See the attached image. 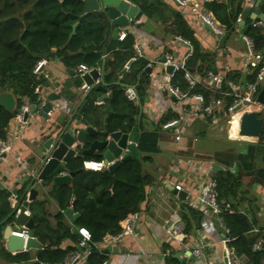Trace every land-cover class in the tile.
Listing matches in <instances>:
<instances>
[{
  "label": "trees",
  "instance_id": "1",
  "mask_svg": "<svg viewBox=\"0 0 264 264\" xmlns=\"http://www.w3.org/2000/svg\"><path fill=\"white\" fill-rule=\"evenodd\" d=\"M83 1L0 0V92H8L20 98L11 113L0 107V139H4L5 127L14 117L23 100L28 99L31 103L36 100L34 89L43 81L33 73L35 66L39 61L53 58L58 59L66 69L74 72H77L80 66L89 70L102 68L103 82L111 91L105 102L107 113L103 120V131L107 134L113 132L128 134L135 126H139L142 130L139 107L128 102L124 97V90L112 83L116 79L115 73L135 57L134 38L126 35L118 49L113 52L112 60L104 61L102 57L112 33L109 21L102 12L86 13ZM132 3L138 7L146 22L158 25L166 37L173 39L180 37L190 43L192 54L186 61V69L190 73L202 79L208 73L214 74L213 57L202 50L193 30L183 19L180 11L168 6L163 0H132ZM241 4L242 0H239L228 11L224 3L213 0L204 3L203 7L210 11L214 19L229 33L233 25H238L237 19L242 12ZM74 25H76L75 34L68 41ZM247 37L252 39L255 51H264V33L261 29L250 28ZM147 64L144 59L136 58L128 75L131 80L140 79V85L136 87L140 100L141 88L148 83ZM255 75L256 71H253L247 82H253ZM239 80V74H227L220 86L216 87V93L199 85L190 93L201 94L207 106L211 101L221 99L222 93L229 91L228 82L239 84ZM123 83L130 82L124 80ZM171 85L183 92L187 91L183 71L172 74ZM225 98V109H227L233 103V98ZM85 102L88 107L84 110L82 118L89 126V121L98 107L90 97L86 96ZM167 120L165 118L162 122ZM94 126L96 127L97 124ZM158 136L155 131H142L139 137L138 156L122 163L112 173L82 169L84 160L100 161L99 158L77 157L69 163V172L74 173L71 184L65 187L52 186L50 192V196L55 199L60 209L55 228H51L47 219L38 215L35 207L39 203L32 202L29 209L34 223L33 237L41 245V249L37 251L36 264H64L71 253L80 250L74 247L60 248L65 240L77 242V237L62 223L63 211L69 209L70 204L71 210L78 216L74 221V227L87 230L94 246L121 231L124 220L133 213L139 212L140 205L145 199V187L151 182L152 177L143 171L144 167L154 163L153 157L158 154ZM237 147L241 149L236 158L228 156L227 161L222 163L225 169L214 173L213 178L217 184L218 201L229 205V210L222 205V217L229 236L233 239L230 246L237 256L246 258V264H261L264 260V250L255 253L252 252V246L264 237V226L254 232L253 227L256 225L254 211L248 207H239L240 199L244 195L239 192L243 185L240 178L252 171L258 174L264 173V170L257 171L254 165L260 142L255 144L241 142ZM232 161L237 164L238 171L235 173L228 170ZM28 181L25 189L30 187L31 182ZM258 181L262 183L261 179ZM7 198L8 194L0 190V263L1 261L6 264L26 263L30 260L28 252L12 255L4 248L3 230L15 216V207L11 208ZM247 200L252 209L253 201ZM20 201L22 202L19 198L18 202ZM180 215L184 224V240L199 229L201 214L187 205H182ZM87 250L89 254L82 264L107 262L108 257L103 251L100 252L96 247ZM173 254L174 251L171 250L165 259V264H179L172 258Z\"/></svg>",
  "mask_w": 264,
  "mask_h": 264
},
{
  "label": "crops",
  "instance_id": "2",
  "mask_svg": "<svg viewBox=\"0 0 264 264\" xmlns=\"http://www.w3.org/2000/svg\"><path fill=\"white\" fill-rule=\"evenodd\" d=\"M124 1L135 6L132 0ZM163 1L168 6L180 11L183 19L193 30L195 38L202 50L213 57L214 74L218 75L222 81L227 74H239V82L242 76L246 75L245 82L246 84L248 83L247 79L251 76L252 72L246 65V47L243 39L245 36L244 30L247 25L251 27L252 23L258 21V16L260 19H264L263 0H242V12L244 8H248L244 13V27L239 26L237 22L238 25H233L231 31L229 33L226 31L225 35L219 40H215L209 28L203 25L187 9L175 7L170 0ZM218 1L219 3H224L228 7V11H230L239 0ZM136 8L138 9V7ZM242 12L239 18L242 17ZM255 16L256 19L253 20ZM109 24L112 32L114 27L110 21ZM261 30L264 31V22ZM121 32H124L123 29H120L118 34ZM126 34L133 36V46L137 45L139 47L141 57L137 56L133 50L135 57L127 61L122 68L115 73L116 79L112 83L116 86H120L123 90L127 87H133L135 91H137L136 87L140 85V79L131 80L128 77L130 74V67L136 58L147 61L148 64L146 69L150 68V75L147 74L148 83L145 87L141 88V100L138 96V91L136 92L138 101L134 104L139 107L142 130H140L139 126L135 127L138 128L139 134H141L142 131H155L159 134L158 154L153 157V164L144 167L143 173H148L152 177V180L145 187V199L140 205V210L138 212L139 221L133 235L125 236L118 243H109L106 245L100 243L95 246L93 245V247H104L102 251L108 257L106 264H160L161 254L165 252L170 253L171 250H173L174 253L185 251L187 246H194L199 238V234H202L204 236L203 241L207 243L208 247L203 257L199 259L191 258L188 260L187 264H225L224 250L222 244H220V240L224 237V233L215 225V219L213 217L203 216L200 213L199 229H197L194 234L187 236L184 240L182 236V243L171 242L164 233V227L170 223H178L184 228L180 215L182 205H187L192 210H196L192 206L196 198L201 195L202 190L200 187H202L206 180L214 179L213 174L216 172L212 170L209 171L212 163H216L221 168V171L225 169V166L222 164L223 161L217 159L218 154H215V151L207 153L203 147L197 148L201 140L206 139L210 141L217 139V141L222 140L224 143L236 147L241 142L253 144L260 142V147H262V140L261 138L256 140V138H245L238 135L240 113L237 112H235L230 119L227 135L228 141L225 140L221 135L222 126L225 125V97L211 101V115H203V117H186L180 103L167 96L164 86L171 84L172 74L168 75L165 72V67L163 64L159 63V60L162 56H174L177 59H181L187 54L188 48L178 41H175V39L166 37L158 25L146 22L144 16H141L138 22L131 23ZM116 50L109 53L105 51L102 57L103 60L111 61L112 54ZM42 61L45 63L40 67L37 76L42 78L43 83L38 84L33 93L36 99L41 98L42 102H50L54 105L56 116L52 117L49 123L56 125V119L64 112L69 104L77 105V103L81 102L82 98H86L87 96L93 99L95 105L98 107L96 113L93 114L89 121V126L96 132H102L104 130L103 120L107 113L105 102L111 94L109 88L107 89L106 87V97L104 98L101 92H96L92 88L86 95H83L82 87L84 85L77 73L66 69L58 59L53 58L48 61ZM101 69L102 68H97L98 71ZM33 73L35 72L33 71ZM124 80H129L130 83L125 84L123 83ZM218 86L220 85H217V87ZM25 100L28 99H24L22 104H26ZM192 104L193 102L191 100L188 101L185 108L189 110ZM87 107L88 104L85 109ZM263 115L264 114H262V119H264ZM165 118L168 120L162 122ZM171 120L178 121L176 127L168 131H163L161 126ZM94 124H97V126L95 127ZM45 125L46 123L38 116L32 113L29 114L28 124L25 126V130L22 132L21 137L14 141L11 151L0 160V190L8 194L7 201L10 203L11 208L15 207L14 210H18L22 203L28 202L30 190H36L37 195L31 202H28L27 211H29L32 202L39 203L38 206L35 207V210L38 212L39 216H43L47 219L50 227L54 229L57 222L56 217L60 209L55 199L50 196L52 185L43 186L33 178L45 159L46 151L43 148V144L47 139V133L44 128ZM13 128L14 123L12 118L5 127L4 139L8 137L9 132H12ZM175 131L180 132L179 141L175 140ZM260 147L257 154H255L256 159L254 161L257 171L264 170V150L260 149ZM221 152L222 151L219 153ZM239 152L240 150L238 149L231 150L226 152V157L231 155V157L235 159V156ZM85 157H92L90 159L97 158L94 156ZM228 167V170L233 173L238 171L235 161H232ZM28 180H30L31 184L30 187L25 189L24 187L26 183L29 182ZM165 181L166 184H163L162 182L165 183ZM174 184L181 185V192L186 193L185 201L182 202L177 195H175V193L181 192L174 191ZM255 195L256 200L253 202L252 209L249 200H247V195L241 197L239 207H248V209L254 211L256 225L253 227V230L257 232L259 227L264 226V185H262V183L260 186H257ZM19 198L22 200L20 203L18 202ZM257 206H259V208ZM248 218L251 221L250 215ZM13 221L6 224L5 228L13 223ZM62 223L66 228L70 229L71 232L73 228L76 229L74 223H71L65 216L63 217ZM16 230L20 231V229ZM34 240L38 242L35 238ZM3 244L5 250L8 252L4 241ZM76 244L77 242L74 243L72 240H65L61 243L60 248L65 249L74 247L80 249ZM37 251L38 249L27 251L23 249L20 252L8 253L14 255L28 252L30 260L26 263L19 264H36ZM84 251V249H80L78 252L83 254ZM0 264L6 263L1 261Z\"/></svg>",
  "mask_w": 264,
  "mask_h": 264
},
{
  "label": "water",
  "instance_id": "3",
  "mask_svg": "<svg viewBox=\"0 0 264 264\" xmlns=\"http://www.w3.org/2000/svg\"><path fill=\"white\" fill-rule=\"evenodd\" d=\"M83 3L86 13L102 12L114 27L111 38L105 48V51L108 53L116 50L119 44L117 39L118 31L123 29L124 32H127L130 24L138 22L142 16L141 12L135 6L124 0H84ZM247 9L244 8L241 20L238 22L241 27H244V13ZM255 19L256 16L253 20ZM258 19L264 22V19H260L259 16ZM75 28L76 25L73 26V31L69 35L68 41L73 37ZM249 30L250 26L247 25L244 30V35H247ZM164 62L165 56H162L159 63L163 64ZM146 72L150 75V68H147ZM165 72L171 75L173 68L166 66ZM102 76V69L99 71L93 69L84 74L81 80L84 86L90 89L92 88L96 92H101L104 98L106 97L107 90ZM245 79L246 75H243L240 81L241 85L246 83ZM220 82L221 80L217 85H220ZM19 99L18 96L14 97L11 93H0V107L6 112L11 113L15 108L16 101ZM256 102L264 106V86L259 90L256 96ZM25 103L28 105L30 113L35 114L46 123L44 128L47 133V139L43 144V148L46 152L49 151L50 159L40 165L36 174V180L43 186H69L74 177V173L69 172L68 165L77 157H97L107 166L104 171L112 173L122 163L136 158L139 154L138 144L140 134L138 128L133 127L128 134L121 132H113L110 134H107L105 131L96 132L82 118L83 110L87 105L85 98H82L81 102H79L80 104L66 105L67 107L65 106L64 112L56 119V125L49 123L50 119L56 116V109L53 104L50 102H42L41 98H37L33 103L25 100ZM239 110L240 108L237 107L233 112L235 113ZM26 118H28V114L25 115ZM262 131L263 119L261 112L250 111L242 114L238 131L240 136L254 137L257 140ZM211 170L217 173L221 171V168L216 163H212ZM48 179L49 181H47ZM36 195V190H30L28 202H31ZM175 195L182 202L185 201V192L175 193ZM28 202L22 203L18 208V213L14 216L13 223L6 227L3 232V241L6 243V248L10 253L20 252L23 249L26 251L41 249V245L33 237V220L29 215L25 214L28 208ZM63 214L71 223H74L78 217L71 209H66L63 211ZM215 225L217 224L215 223ZM21 228L28 231L26 240L22 239L19 236V230H16ZM72 232L79 239L77 229L73 228ZM221 232L223 233L222 230ZM87 247L92 248L93 244L88 242ZM189 257V251H179L172 255V258L177 260L179 264H187Z\"/></svg>",
  "mask_w": 264,
  "mask_h": 264
},
{
  "label": "built area",
  "instance_id": "4",
  "mask_svg": "<svg viewBox=\"0 0 264 264\" xmlns=\"http://www.w3.org/2000/svg\"><path fill=\"white\" fill-rule=\"evenodd\" d=\"M213 0H170V2L177 8L180 9H187L192 15H194L203 25L207 26L213 35L215 40H219L222 38L226 30L223 26H221L212 16L210 11H207L204 9L203 4L206 2H212ZM241 18L238 17L237 22H239ZM263 26V22L258 20L254 23H252L250 28L253 29H261ZM263 31V30H262ZM264 33V31H263ZM126 32H121L118 34V42H122L125 39ZM244 44L246 47V65L250 69L251 72L256 71L255 79L253 82L245 83L244 85L236 84L233 82H228V92L222 93V97H231L233 98V103L225 110L224 117H225V123L229 125L230 119L232 115L234 114L233 110L237 107L240 109L244 107H251L253 108L251 111H259L262 114H264V106L259 105L256 102V96L259 92V90L263 87L264 83V52H259L254 50V44L251 38L247 37V35L244 36ZM175 41H178L179 43L183 44L188 48L187 54L181 58L177 59L174 56H165V62L163 63V66H171L173 68V72L177 71H183L184 72V80L187 84V91L183 92L179 90L177 87L172 86L171 84H167L164 86V89L166 90L167 96L170 99H174L176 102H179L182 106V110L186 117H203V115H211V108L210 104L205 106L204 104V98L201 94H191L190 92L197 86H201L202 88L212 92L216 93V87L218 82L221 80L218 75L208 73L205 78H199L198 75L190 73L186 69V61L192 54V47L188 41H185L181 39L180 37H176ZM134 52L137 54V56L141 57L139 47L137 45L133 46ZM44 61H39L37 65L34 68V72L37 74L39 72L40 67L44 65ZM89 71L84 66H80L77 70V75L81 78L84 74H86ZM222 81V80H221ZM221 84V82H220ZM219 87V86H218ZM90 90L89 87L83 86L82 92L83 95ZM124 97L125 99L130 103H137L138 96L133 87H127L124 90ZM192 101L193 104L190 106V109L187 110L185 106L187 105L188 101ZM219 103V102H217ZM250 112V111H247ZM28 114L29 118V107L26 104H22L16 115L13 117V123L14 128L12 132H9V135L6 139H0V160L3 156L8 154L13 146L14 141H16L18 138L21 137L22 132L25 130V126L28 124V118L25 119V115ZM230 118V119H229ZM178 123L177 120H171L161 126V129L163 131H168L170 129H173L176 127V124ZM264 124V120H263ZM264 127V125H263ZM8 134V133H7ZM175 140H180V132L175 131ZM50 159L49 157V151L45 154V159L43 163H46ZM107 166L105 163L100 160H84L82 162V169L85 171H94L99 172L106 168ZM199 169V168H197ZM211 168H209V171ZM34 180L37 179V175L33 176ZM37 181V180H36ZM38 182V181H37ZM201 188V195H199L194 205L192 206L194 209H196L199 213H201L203 216L213 217L215 219V223L220 228V230L223 231L224 237L220 240V244L223 246V254H224V260L225 264H246V258L244 256H237L234 249L230 246V243L233 241L232 238H230L228 229L225 227L223 217H222V205L224 208L229 210V205L224 204L222 202L218 201V194H217V184L214 179H208L206 182L203 183ZM174 191L181 192L182 187L180 184H174L173 186ZM13 200V199H12ZM69 209H71V204ZM18 213V210H15V214ZM264 213V212H263ZM25 214L30 215L29 211H25ZM139 221V213H133L132 215L128 216L122 226L121 231L114 236H109L105 238L102 241L103 245L109 244V243H118L121 241L125 236H132L136 225ZM77 232L79 234V239L77 240V247L80 249H84V253L81 254L79 252H73L71 253L64 261V264H79L83 263L86 259V257L89 254V251L87 250V243L91 242V235L90 233L81 228L77 229ZM164 233L167 236V238L171 242H178L182 243V236H183V226L178 223H170L167 224L164 227ZM28 231L24 228H21L19 231V236L26 240L27 239ZM204 236L202 234H199V238L196 242V244L193 246H187L185 248V251L190 252V257L194 259H199L203 257L204 252L206 248L208 247L207 243H204L203 241ZM97 249L102 252L104 247H98ZM264 250V237L257 240L253 246H252V252H261ZM130 255V254H127ZM169 255L168 252H165L161 254L160 258V264H165V259ZM261 264H264V260H262Z\"/></svg>",
  "mask_w": 264,
  "mask_h": 264
},
{
  "label": "rangeland",
  "instance_id": "5",
  "mask_svg": "<svg viewBox=\"0 0 264 264\" xmlns=\"http://www.w3.org/2000/svg\"><path fill=\"white\" fill-rule=\"evenodd\" d=\"M222 128L223 129H222L221 135L225 138V140L228 141V139H227L228 125L225 123V125L222 126ZM259 138H261V140H262L261 141L262 147H260V149L264 150V131H262V133H261ZM198 147H203L205 152H207V153L215 151V154H218V158L217 159H220L223 162L227 161V157H226L227 153L226 152H229V151L235 150V149H238V150L241 149L240 147L230 146L227 143H224L222 140H218L217 141V139H215V140L213 139V140H210V141H208L206 139L201 140L198 143V145H197V148ZM220 151H222V152L219 153ZM263 175H264V173H262V175H260V174H258L257 172H254V171L250 172L249 174H244L240 178V181H241V183L243 185L240 188L239 192L244 194V195H247V193H248V198L247 199H250V200H252L254 202L256 200V195H255L256 188H257V186H260L259 185L260 182L258 180L261 179L262 185H264V176ZM162 183L166 184V181H165V183L164 182H162ZM257 207L259 208V206H257Z\"/></svg>",
  "mask_w": 264,
  "mask_h": 264
},
{
  "label": "bare ground",
  "instance_id": "6",
  "mask_svg": "<svg viewBox=\"0 0 264 264\" xmlns=\"http://www.w3.org/2000/svg\"><path fill=\"white\" fill-rule=\"evenodd\" d=\"M252 109H253V108H251V107H244V108L240 109L239 111H237V113H240V116H239V122H240V118H241L242 114H243L244 112L251 111ZM239 122H238V123H239ZM238 131H239V124H238ZM238 135H239V133H238ZM239 136H240V135H239ZM240 137L254 138V137H246V136H240Z\"/></svg>",
  "mask_w": 264,
  "mask_h": 264
}]
</instances>
